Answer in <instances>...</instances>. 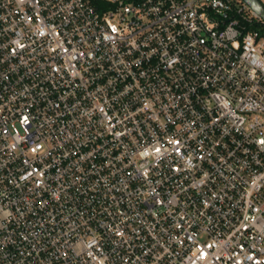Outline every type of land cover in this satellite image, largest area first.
Listing matches in <instances>:
<instances>
[{
  "label": "built area",
  "instance_id": "obj_1",
  "mask_svg": "<svg viewBox=\"0 0 264 264\" xmlns=\"http://www.w3.org/2000/svg\"><path fill=\"white\" fill-rule=\"evenodd\" d=\"M0 264H264L263 20L0 0Z\"/></svg>",
  "mask_w": 264,
  "mask_h": 264
},
{
  "label": "water",
  "instance_id": "obj_2",
  "mask_svg": "<svg viewBox=\"0 0 264 264\" xmlns=\"http://www.w3.org/2000/svg\"><path fill=\"white\" fill-rule=\"evenodd\" d=\"M264 22V6L258 0H240Z\"/></svg>",
  "mask_w": 264,
  "mask_h": 264
}]
</instances>
